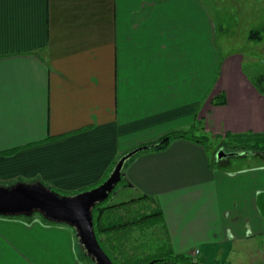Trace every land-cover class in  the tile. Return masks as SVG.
<instances>
[{
    "label": "crops",
    "instance_id": "1",
    "mask_svg": "<svg viewBox=\"0 0 264 264\" xmlns=\"http://www.w3.org/2000/svg\"><path fill=\"white\" fill-rule=\"evenodd\" d=\"M212 20L204 0H0V184L81 191L117 156L197 124L264 141V94L242 55L217 52ZM249 156L217 168L203 144L176 139L125 164L122 189L155 199L174 253L257 264L264 155ZM71 242L39 218L0 216V264L74 262Z\"/></svg>",
    "mask_w": 264,
    "mask_h": 264
},
{
    "label": "rangeland",
    "instance_id": "2",
    "mask_svg": "<svg viewBox=\"0 0 264 264\" xmlns=\"http://www.w3.org/2000/svg\"><path fill=\"white\" fill-rule=\"evenodd\" d=\"M206 2L207 7L211 12V18L213 19V23H215V48L220 55H225L228 53H239L243 56V68L245 72L254 80L258 81L259 76L264 80V0H204ZM257 30L260 32V38H250L249 34L251 31ZM194 132L195 135L206 134L199 128L198 124L196 126L189 127L184 130H190ZM209 135V134H206ZM248 138V137H247ZM251 138V137H250ZM229 138H225L227 141ZM222 138H209V141L205 145L207 153L211 158V162H215V166L217 168H229L235 169L237 167H241L243 165L249 164L248 161L251 156L249 154H237L231 152V145L221 147ZM253 141L251 139L245 140ZM137 147V146H136ZM223 148L227 155L220 158L219 161L216 159V153L220 149ZM143 153V152H141ZM140 154V153H139ZM231 154V155H230ZM250 165V164H249ZM16 182V181H15ZM12 184L13 181H10ZM7 186L8 184H2ZM98 185V184H97ZM122 181L119 182L116 186V190L110 196L109 202L112 204H118L120 202H126L128 200L134 199L133 202L124 204L121 206V210L127 212L135 207V204H139L141 206L146 205V201L144 199L136 200L140 197V193L137 194L131 190H123L122 189ZM96 186V185H95ZM94 187L88 186L81 191L91 189ZM54 191L58 192L61 195H73L80 191H69L63 190L55 187H51ZM142 195V194H141ZM138 207V205H137ZM132 213H128L127 217H129ZM37 216V217H34ZM33 218H40L38 214H34ZM15 218V217H14ZM31 219V220H32ZM24 220V219H23ZM43 222L42 220H40ZM147 223H150L148 218L144 220ZM45 223V222H43ZM52 224V223H45ZM52 225L60 226L65 228L70 232L71 237V246L73 252V261H67V264H92L88 259L81 255L82 250L76 241L75 233L73 228L68 225L53 223ZM154 228V227H153ZM155 233L157 232V236L154 237V233L151 230H146L144 237H148L149 239L140 238L139 242L133 240L135 244L142 245L139 246V250L137 253L143 258V261H148L154 256H160L164 252H166L167 242L164 233H166V229L161 219H157V225H155L154 229ZM143 235V234H142ZM141 235V237H142ZM154 238V240L152 239ZM168 238V236H167ZM156 240V241H155ZM71 247L67 246L69 250ZM182 253H185L182 252ZM153 260V259H151ZM149 260V261H151ZM148 261V262H149ZM261 262V263H260ZM257 264H264V260H257Z\"/></svg>",
    "mask_w": 264,
    "mask_h": 264
},
{
    "label": "trees",
    "instance_id": "3",
    "mask_svg": "<svg viewBox=\"0 0 264 264\" xmlns=\"http://www.w3.org/2000/svg\"><path fill=\"white\" fill-rule=\"evenodd\" d=\"M249 37L250 38H260V32H258L257 30H253L250 32ZM258 81H260V83L257 82V80H254V79L252 80L253 84L259 90V92L264 94V80L261 77V75L259 76ZM163 138H168V141L163 143L161 146L150 149V150L163 149L171 141L176 140V139L191 140L194 142H199L205 146L207 142L209 141V138H216V137L213 135H206V134H202L198 136V135H195L194 132L191 131V129L190 130H173V131H170L162 135L154 142H157ZM228 138L229 139L227 141H225V139L221 140V147L225 148L226 146L231 145L233 146L231 147V152H234L237 154L239 153L243 155L245 154H249V155L263 154L264 155V141L262 140H259V139L254 140L250 138L253 141H247L246 143H244L245 142L244 141L242 143L236 144L234 140V136H229ZM221 147L219 148L223 149ZM223 151L225 150L223 149ZM120 156L121 155L117 156L112 161L105 176L100 180V182H102L106 178V176L111 171L115 162L118 160ZM133 158L127 161V163L130 162ZM212 163L214 164L215 162L212 161ZM100 182H98L97 184H99ZM114 190H116V187ZM109 199L110 197L106 201L100 204H97L93 208L92 221H93L94 232H95V235L97 237V240L100 246L102 247L104 252L109 256V258L113 261L114 264H147L148 261L151 259L156 260L154 264H204L198 260H195V258L191 257L190 255L183 254V253H174L170 247L169 242H167L166 252H164L158 257L154 256L148 261H143V258H141L140 255L137 253V251L139 250V246L142 245V243L135 244L133 240L139 242L140 238L149 239L148 237H144L145 231L149 229L151 230V232L154 233V237L157 236V232L155 233L154 229H155V225H157V219H160L159 217L161 215L157 202L155 201L153 197H150L144 194L138 197L136 200L144 199V201H146L147 203L146 205L144 204V206H141L139 204H135L136 206L133 207L131 210L124 212L120 209L121 206L124 204L133 202L134 199L128 200L126 202H120L118 204L110 203ZM128 213H132V214L129 217H127ZM33 216L34 214L31 217H26V216H14V217L24 219L26 221H30L33 218ZM38 216H40L39 219L45 223H52V224L55 223V222H50L44 219L39 214ZM34 217H37V216H34ZM147 218L150 223H147L144 221L145 219L147 220ZM164 236L166 238V241H168L167 234L164 233L163 237ZM152 239L154 240V238ZM81 255L85 257L86 259H88L93 264V262L88 257H86L83 253H81Z\"/></svg>",
    "mask_w": 264,
    "mask_h": 264
},
{
    "label": "water",
    "instance_id": "4",
    "mask_svg": "<svg viewBox=\"0 0 264 264\" xmlns=\"http://www.w3.org/2000/svg\"><path fill=\"white\" fill-rule=\"evenodd\" d=\"M166 141L168 138L132 148L118 158L102 182L73 195H61L39 180L17 181L7 186L0 184V216L31 217L37 213L50 222L68 225L73 228L83 254L93 264H114L97 240L92 210L112 195L123 178V168L127 161L141 152L161 146ZM226 155L223 149H219L215 157L219 160ZM154 262L156 260L147 264Z\"/></svg>",
    "mask_w": 264,
    "mask_h": 264
},
{
    "label": "built area",
    "instance_id": "5",
    "mask_svg": "<svg viewBox=\"0 0 264 264\" xmlns=\"http://www.w3.org/2000/svg\"><path fill=\"white\" fill-rule=\"evenodd\" d=\"M198 253H199V250H198V249H195V250L192 252V256H197Z\"/></svg>",
    "mask_w": 264,
    "mask_h": 264
}]
</instances>
